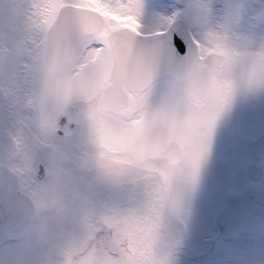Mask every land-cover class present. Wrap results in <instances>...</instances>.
Returning <instances> with one entry per match:
<instances>
[{
  "label": "snow or ice",
  "instance_id": "snow-or-ice-1",
  "mask_svg": "<svg viewBox=\"0 0 264 264\" xmlns=\"http://www.w3.org/2000/svg\"><path fill=\"white\" fill-rule=\"evenodd\" d=\"M0 264H264V0H0Z\"/></svg>",
  "mask_w": 264,
  "mask_h": 264
}]
</instances>
